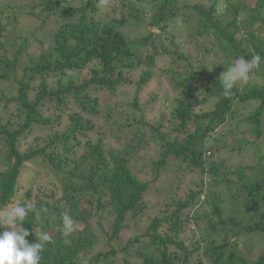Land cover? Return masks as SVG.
<instances>
[{
	"label": "trees",
	"instance_id": "1",
	"mask_svg": "<svg viewBox=\"0 0 264 264\" xmlns=\"http://www.w3.org/2000/svg\"><path fill=\"white\" fill-rule=\"evenodd\" d=\"M43 1L50 5L41 9L42 15L34 16L40 18L41 25L47 20L59 23L51 36L40 41L35 55L25 53L27 43L17 46L8 35L9 20L0 23V142L6 147L4 151L0 146V208L9 203H34L37 210L48 209L41 212L39 220L29 213L22 225L31 233L26 238L30 244L36 242L34 232L39 230L52 238L40 264H92L106 256L98 252L86 263L88 251L100 238L90 228V218L96 217L98 227L103 221L110 226L106 239L111 240L119 236L128 219L140 215L151 180L140 179L132 164L144 162V158L152 180L160 179L170 160L178 162L185 177L192 170L200 172V177L209 172L212 178L222 175L224 189H231L234 196L228 194L241 197L247 211H259L258 219L247 228L264 232V209H259L264 206V152L258 147L251 162L238 159L227 164L219 154L243 150L251 142L243 132L236 136L239 120L234 129L213 133L238 104L254 100V111L247 116L237 114L250 123L253 135L264 134V59L252 74V78L257 74V81L238 85L231 96L223 95L219 81L236 58L250 60L254 54L264 58V0H116L107 11L98 7V0H86L81 6H74L73 0ZM176 14L192 16L186 35L192 56L184 53L174 34L165 32ZM12 17L11 22L16 23V16ZM141 22L144 33L128 37L133 24ZM30 45L33 47L32 41ZM163 54H168L170 61L160 73L168 77L177 93L159 119L150 118L152 111L145 116L142 111L115 105L113 110L120 108L123 116L110 109L103 111L117 123L111 134L82 117L79 110L96 113L102 93L117 97L124 84H132L134 80L127 74L132 69L142 70L132 100L140 110L139 93L152 79L156 59ZM156 97L151 94L153 100ZM10 105L14 108L8 109ZM4 111L10 116L6 122ZM41 128L49 132L23 147L24 137ZM219 135L221 142L217 141ZM109 139L112 143L105 147ZM151 143L159 147L149 159L145 155ZM46 176L55 180L53 188L40 184ZM193 180L183 196L175 197L184 182L179 180L170 187L173 198L164 206L172 211L153 217L148 227L152 232L142 233L149 234V244L160 250L159 255L140 251L142 264H188L186 250L182 262L177 263L180 256L169 252L168 245L180 243L169 233H160L159 228L160 222L171 220L170 229L178 230L182 211L200 199L203 179ZM235 210L236 206L231 212ZM64 212L76 222V231L68 238L61 234ZM214 212L219 217L217 223L225 222L219 203ZM210 225L215 228L216 223ZM139 241L135 236L127 244ZM228 244L209 243L205 252L214 264H245L233 251L222 261ZM252 264H264V253Z\"/></svg>",
	"mask_w": 264,
	"mask_h": 264
},
{
	"label": "rangeland",
	"instance_id": "2",
	"mask_svg": "<svg viewBox=\"0 0 264 264\" xmlns=\"http://www.w3.org/2000/svg\"><path fill=\"white\" fill-rule=\"evenodd\" d=\"M85 1L86 0H73V5L81 6ZM113 3L115 4L116 0H108V6L102 8L103 11L109 10L108 7L113 5ZM47 5L49 6L50 3L44 2L43 0H0V23L3 20L10 21L6 29L8 35L15 40L17 46L27 43L28 47L26 48V51H24L29 55L36 54L37 49L40 46V41L46 40L47 37L51 36L52 31H54L59 23L55 20H47L41 25L40 18L34 16V13L42 15L43 10L41 9L45 8ZM12 15L16 16V23L11 22L13 21ZM142 23L143 22H141V24H133L135 26L128 30L126 35L135 38L143 34L144 27ZM191 23H193L192 16L188 19L187 16H184L183 18L181 15L176 14L165 32L167 35L174 34V40L177 41L179 39L183 44L184 53L191 54L192 56L191 42H188L186 38L188 30L187 25ZM31 36H34V38H29ZM22 39H25V42ZM31 41L33 42V47L30 45ZM163 41L165 42L164 39ZM220 56H223V54H220ZM169 61L170 58L168 54H163V57H157L155 69H152L153 77L139 93V100L141 101L140 110L133 106L132 100L136 90L135 81L142 70L132 69L127 72L129 77L134 80L132 84H124L122 89L119 90L117 97V94L113 96L111 94L102 93L100 95V103L96 113H84L79 110L82 117L84 119H90L97 129L104 128L111 134L115 131L117 123L113 122V118H110L108 113L103 111L110 109L123 116V111L120 108L117 107L113 110L115 105H122L128 111L133 110L138 113L142 111L145 116L148 111H152L150 118L152 120L159 119L161 111L168 107L169 99L173 98L177 93L176 90L173 89L168 77L165 74L163 75L160 73V70L168 65ZM182 68H185L184 65ZM144 70L145 69L143 68V71ZM157 76H159L158 80H156ZM253 76L254 77L251 80L258 78L257 74ZM54 79L55 78L50 79L51 84H53L52 81ZM260 80L261 79H258V81ZM151 94H155L157 97L153 100ZM253 102L254 100H249L242 102V104H238L237 108L228 115L225 124L221 125L215 132H213L219 133L227 130L229 127L230 129H234L239 120L240 125L236 136L239 135L240 132H243L244 138L251 142V145L250 143L246 144L243 150H231L224 152V154H219L220 157L225 158L227 164L235 162L238 159L245 160L243 161L245 163L251 162L254 154L258 152V147H261V151L264 152V134L260 137L253 135L249 130L250 123L237 114L238 112H241L243 116H247L250 112L254 111L257 102ZM13 108V105L8 107V109ZM51 112L52 114H55L53 113L54 111H50V113ZM7 113L5 111L3 112L5 122L10 119L9 111ZM262 120L264 121V114ZM48 132L49 129L41 128L30 135L31 137H24L25 140L23 139L24 142L23 140L22 142L25 145H23V147L35 144L38 137L42 138ZM109 140L104 143L105 147L112 143V140ZM221 140L222 138L219 135L217 141L221 142ZM0 146H2L5 151V145L0 142ZM158 147L157 144L151 143L150 148L147 149L148 153L145 156H149L148 158L150 159L151 153L154 155V152H157ZM212 150L215 152L214 149ZM177 163L178 162L175 160H170L167 167H164V170L161 171L160 177H158L160 179L152 180L153 176L150 171L148 159L146 160L144 158V162H133L132 168L135 171L134 173L139 175L140 179L151 180L143 194V201L146 206L140 212L138 217L128 219L126 221L127 226L123 228L119 236L111 240L106 239L110 226H107L105 221H103V226L98 227L96 224V217H91L89 222L90 228L93 227L95 233L103 239L96 238L95 244L87 253L85 259L86 263H89L90 258L98 252L104 253L106 256L103 257L101 261L92 264H142V259L138 254L140 251L159 255L160 250L156 249V245L149 244V241L152 240L149 234L142 236V233L146 231L147 233L152 232L148 227L153 217L161 215L160 213L165 210H168V213L172 211L164 206L167 199L171 197L169 194V191H171L170 187L177 185L179 180L184 182L185 185L175 197L183 196L187 188L194 184L195 180L193 179H196V177L197 179H203V192L198 201L192 203L188 208L182 211L180 222L177 224L178 230L170 229L171 220H169L168 223L160 222L161 226L159 232L169 233L173 239L180 243V245H168L169 252L176 253L180 256L177 263L182 262L186 250L188 254V264H214L210 255L205 252V249L209 246V243L219 246L220 244L225 243V241L229 244L223 249L225 256L222 261L225 260L227 254L233 251L236 253L239 260H246L245 264H252L261 254L264 253V232L252 231L247 228V226L252 224L254 220L258 219L257 213L259 211H247L243 202L239 201L241 197H232L234 196L233 191L228 188L224 189L225 178H222V175L212 178L213 176L209 172L207 174L203 173L202 177H200V172L192 170L191 175L185 177V171L183 170L181 172V169H179L181 167H179ZM193 173L196 176H193ZM54 181L55 180L52 177L46 176L45 179L40 181V184L45 185L48 188H53ZM57 183L60 185L59 182ZM207 192H209V196H206ZM228 193H231L232 196ZM216 203H219L222 209V216L225 219V222L217 223L219 217L214 212V206ZM235 206V212H231ZM259 209L263 210L264 206L259 207ZM211 223H216L215 228L211 227ZM135 236H139L140 241L128 245V240Z\"/></svg>",
	"mask_w": 264,
	"mask_h": 264
},
{
	"label": "clouds",
	"instance_id": "3",
	"mask_svg": "<svg viewBox=\"0 0 264 264\" xmlns=\"http://www.w3.org/2000/svg\"><path fill=\"white\" fill-rule=\"evenodd\" d=\"M107 6L108 0H98L99 8ZM262 59L264 58L261 55L254 54L250 60L240 56L232 61L219 80L223 95L231 96L232 90L238 85L248 84L254 71L260 68ZM41 212L47 213L48 209L41 207L37 210L34 203H9L4 208H0V229H2L0 230V264H40L42 253L52 242V238L48 232L43 230L34 232L32 228L36 242L30 244L26 238L31 233L22 225L29 213H33L39 220ZM61 220V234L64 238H68L76 231V222L68 212L62 213Z\"/></svg>",
	"mask_w": 264,
	"mask_h": 264
}]
</instances>
